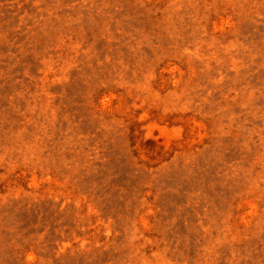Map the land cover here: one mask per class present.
<instances>
[{
	"label": "rangeland",
	"instance_id": "obj_1",
	"mask_svg": "<svg viewBox=\"0 0 264 264\" xmlns=\"http://www.w3.org/2000/svg\"><path fill=\"white\" fill-rule=\"evenodd\" d=\"M0 264H264V0H0Z\"/></svg>",
	"mask_w": 264,
	"mask_h": 264
}]
</instances>
